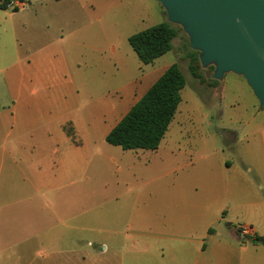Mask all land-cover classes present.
Returning a JSON list of instances; mask_svg holds the SVG:
<instances>
[{
  "label": "crops",
  "instance_id": "0c3cea01",
  "mask_svg": "<svg viewBox=\"0 0 264 264\" xmlns=\"http://www.w3.org/2000/svg\"><path fill=\"white\" fill-rule=\"evenodd\" d=\"M127 1L48 0L51 4L33 6L27 0L18 12L0 8V213L10 205L5 190L12 195L18 191L14 186L23 173L37 194L26 201L48 207L67 227L47 233L58 235L61 243L50 247L48 259L59 256L61 264H264V244L253 243L264 238V109L249 86L255 98L249 118L224 126L219 123L223 112L215 106L219 120L210 126H215L222 148L206 153L165 149L166 157L160 156L163 143L170 144V125L152 166L142 162L140 153L146 150L123 151L106 143L169 68L152 70L142 81L134 79L118 89L108 86L102 96L94 95V85L85 86L82 73L94 81L101 69L127 70L130 53L100 48L99 38L104 30L101 14ZM135 90L145 93L123 114V99ZM215 90L223 97L224 85ZM105 149L120 156L102 162ZM130 153L134 159L128 163ZM107 169L114 183L105 188L117 190L113 200L93 203L90 228L69 225L75 219L63 207L73 201L63 195L57 200V194L86 186L98 191L88 175ZM148 169L161 175L137 182ZM169 176L174 180H167ZM123 188L134 195L133 214L125 208ZM148 188L154 191L145 192ZM110 203L117 205L116 214L96 212ZM240 225L251 228L249 239L239 237ZM87 237L94 251L83 244Z\"/></svg>",
  "mask_w": 264,
  "mask_h": 264
},
{
  "label": "rangeland",
  "instance_id": "374dc122",
  "mask_svg": "<svg viewBox=\"0 0 264 264\" xmlns=\"http://www.w3.org/2000/svg\"><path fill=\"white\" fill-rule=\"evenodd\" d=\"M3 1L5 0H0V4ZM46 3L51 4L48 0H32L33 6ZM23 6L25 5L20 4V7ZM101 17L100 26L104 30H101L99 36L100 48L104 46L110 49L111 47H116L118 54L125 55L130 53L131 60L124 73H118L113 70L105 72L101 69L97 77H94V81H92L90 75L82 73L85 86L87 85L89 86L88 88H91V85H94V89L91 88L94 95H104L108 86L118 89L119 85L133 81L134 79L140 82L150 75L152 70H163L174 64L179 65L187 79V85L183 91V102L166 136L167 140H170V144L167 147L168 141L163 143V149L159 151L160 156L166 157L165 149H194L200 153H206L220 147L222 148L223 145L221 139L216 134L217 130L215 126H210V123H215L217 120L215 106L217 108L220 107L223 112V116L218 120L224 126H229L233 119L241 118L243 120L250 117V106L256 97L254 98L250 93L248 84L243 81L242 77L234 74H227L222 82L214 80L212 78L214 68H202L199 55L190 49L188 37L180 27L174 26L178 31V36L173 42L171 52L156 60L154 65H144L140 62L129 45L128 38L155 25L162 23L170 24L166 11L157 0H128L121 3V6L114 11L102 13ZM113 23L115 26L112 28ZM107 30L110 33L108 36L104 34ZM107 39L108 41H106ZM80 75L77 76V79ZM220 85H224V91L221 90L223 97H221V94L219 96L220 92L215 90ZM98 86L100 87L99 91L97 90ZM131 87V90H134V86ZM144 93L135 90L131 92L130 97H124V106L121 109L122 113L125 114L129 111L132 105ZM237 104L240 107L233 108ZM227 141L229 143L232 140L227 137ZM256 147L257 149L260 148L258 145ZM140 155L142 162L146 161L148 165H156L157 157L154 151H141ZM103 156L102 162H106L111 157H119L120 152L105 149L103 150ZM129 156L128 163L134 159V155L131 153ZM160 175L156 170H142L141 174H139L140 180L137 182H150ZM88 177L90 182L95 181L98 183L99 193L96 187L91 188L86 186L84 190L81 189L83 187L72 188L57 194V200H60L63 195L64 198L67 196L73 201L70 207H63L64 210L68 209L65 212L72 215L75 219L69 225L90 228L92 215L95 212L92 207L93 203L98 201L101 205L106 199L113 200L114 195L117 193V190L114 188H105V185L111 186L114 183V176L110 169L99 172L92 171ZM128 180L129 184L133 182L130 178ZM167 180L174 179H172V176H169ZM28 183L26 176L24 177L23 173H20L19 185L14 186L15 188L18 187V191H13L12 195L10 193L7 194L5 190L4 198L5 200L7 199L10 205L0 213V264H41L39 262L61 264L59 256H54V259H48V257H52L53 255L50 247L61 245V243L59 242V238H57L58 235L54 234L55 236H53L47 233L54 227L56 232L65 230L67 227L59 221L58 217L54 216L48 207L43 204H29L26 201V199L35 196L37 198L36 192L33 191V188ZM133 186L136 185L133 184ZM123 190L125 195V191L127 190L125 188ZM150 191H154V189L148 188L145 190V192ZM96 193L101 196L98 197ZM261 193L264 196V191H261ZM19 194L20 204L17 205L15 198ZM123 201L128 213L133 214L136 211L134 195L126 194ZM102 205L101 209L96 212L103 211L105 215H114L118 212L116 211L117 205L114 203ZM56 207L58 211L62 209V206L59 204ZM70 208L71 210H69ZM65 220L67 221L68 219ZM86 234L91 235L90 232H86ZM87 238L89 239L84 241L83 244L88 249L94 251V247L89 248L87 245L91 237Z\"/></svg>",
  "mask_w": 264,
  "mask_h": 264
},
{
  "label": "water",
  "instance_id": "95a60500",
  "mask_svg": "<svg viewBox=\"0 0 264 264\" xmlns=\"http://www.w3.org/2000/svg\"><path fill=\"white\" fill-rule=\"evenodd\" d=\"M212 78L242 77L264 109V0H157Z\"/></svg>",
  "mask_w": 264,
  "mask_h": 264
},
{
  "label": "trees",
  "instance_id": "16d2710c",
  "mask_svg": "<svg viewBox=\"0 0 264 264\" xmlns=\"http://www.w3.org/2000/svg\"><path fill=\"white\" fill-rule=\"evenodd\" d=\"M26 3L27 0H5L0 8L18 12L19 4ZM177 36L174 26L162 23L132 35L128 42L140 61L151 65L172 51ZM186 85L179 65L170 66L108 134L106 143L123 151L158 150L175 119ZM253 243L264 244V238H254Z\"/></svg>",
  "mask_w": 264,
  "mask_h": 264
},
{
  "label": "built area",
  "instance_id": "2783aa9c",
  "mask_svg": "<svg viewBox=\"0 0 264 264\" xmlns=\"http://www.w3.org/2000/svg\"><path fill=\"white\" fill-rule=\"evenodd\" d=\"M19 6H20V4H19ZM238 234L242 240L249 239L252 236V230L248 226L240 225L238 227Z\"/></svg>",
  "mask_w": 264,
  "mask_h": 264
}]
</instances>
